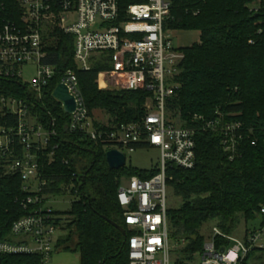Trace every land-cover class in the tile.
Here are the masks:
<instances>
[{
    "label": "trees",
    "instance_id": "trees-1",
    "mask_svg": "<svg viewBox=\"0 0 264 264\" xmlns=\"http://www.w3.org/2000/svg\"><path fill=\"white\" fill-rule=\"evenodd\" d=\"M126 4L133 0H124ZM257 0H173L172 19L165 27L175 31H198L199 41L181 47L185 59L177 81L180 87L168 104V111L180 113L184 125L197 127V163L191 169L173 167L169 180L172 193L181 200L168 210L170 239L176 258L173 264H197L204 249L203 226L216 221L222 231L232 234L239 217L247 221L261 218L264 206V3L255 11ZM18 0H0V24L20 19ZM46 63L56 64L53 79L41 96L17 79L0 77V95L25 97L32 101L31 112L53 134L38 154L47 185L42 194L71 196V207L60 211L57 224L69 230L59 240L60 249L80 254L81 264H129L130 232L124 223V210L117 195L120 179L150 178L158 172L125 166L109 167L106 143L83 131L70 130L72 115L64 111L53 91L67 69H74L89 114L97 128L136 122L145 115L147 91L100 89V73L107 62H97L89 70H79L74 61V37L49 26L45 36ZM101 109L109 119L98 121L94 111ZM223 115V122H241L246 130L239 156L230 160L219 133L203 131L195 116L206 120ZM5 117L0 114V125ZM13 121V120H12ZM11 122V121H10ZM110 144L108 143V147ZM135 150L151 148L135 145ZM27 197L19 177L0 181V241L11 240L14 222L28 213L21 205ZM111 221L126 230V235ZM257 222V223H258ZM76 238V243H69ZM63 247V248H62ZM258 252L264 253V250ZM255 252L244 264H264ZM37 254H0V264H44Z\"/></svg>",
    "mask_w": 264,
    "mask_h": 264
},
{
    "label": "built area",
    "instance_id": "built-area-1",
    "mask_svg": "<svg viewBox=\"0 0 264 264\" xmlns=\"http://www.w3.org/2000/svg\"><path fill=\"white\" fill-rule=\"evenodd\" d=\"M18 2L20 19L0 24V77L20 80L40 97L57 71L56 64L45 62V36L52 26L74 37V61L79 70H89L100 61L110 64L100 73L99 85L149 93L141 120L106 131L95 126L75 70L67 69L59 83L76 101L70 130L83 131L91 139L106 143L107 151L117 149L126 155L135 151V145L159 150L158 172L146 179L125 177L127 182L120 181L117 199L130 232L129 264H173L175 246L168 219L170 169L195 167L199 132L197 127L168 116V104L180 87L177 77L185 59L181 47L174 45V30L165 27L172 19L173 0H133L127 4L124 0ZM262 3L264 0H257L252 8L257 11ZM28 66L36 69L30 82L23 76ZM31 104L34 105L25 97L0 95V114L6 118L0 125V181L7 176L21 178L27 197L20 203L28 210L14 222L11 240L0 241V254H37L45 261L53 252L52 235L62 226L46 205L48 196L42 194L47 181L43 179L38 154L48 145L53 132L32 115ZM195 121L201 123L203 131L221 134L230 160L240 154L243 133L255 130H246L241 122H223L221 114L210 120L196 115ZM260 250H264V206L258 224L243 238L215 225L197 258L199 264H244L250 253L258 254Z\"/></svg>",
    "mask_w": 264,
    "mask_h": 264
},
{
    "label": "rangeland",
    "instance_id": "rangeland-1",
    "mask_svg": "<svg viewBox=\"0 0 264 264\" xmlns=\"http://www.w3.org/2000/svg\"><path fill=\"white\" fill-rule=\"evenodd\" d=\"M174 45L176 47H188L191 46L194 42L199 41V32L198 31H173L171 33ZM36 72L35 67L28 66L25 68L24 73V79L27 82L32 81V78L34 77ZM111 85V82H109ZM105 84H100V89L104 91H111L113 89L106 88L104 86ZM95 117L98 121L104 122L109 119V115H107L104 111L101 109H97L94 111ZM168 116L178 122L183 124V121L181 119L180 113H173L168 112ZM127 155V166L139 168V169H151L152 167L156 166L159 163L160 159V152L158 149L155 148H142L137 149L133 152H126ZM122 184L127 182V179L125 177L120 179ZM169 209L170 208H178L181 204V200L172 193V190L169 192ZM47 207L51 208L53 211H60V213L63 215L65 222H68L71 220L72 215L70 214H63V211H67L71 207V196H57L52 197L50 196L46 202ZM257 221H247L243 217H239V222L236 225L235 230L232 232V235L243 238L247 231L252 228L254 225H257ZM217 225L216 221H210L206 223L203 228L201 229V233L205 236V238L209 237V235L212 232V228ZM69 233V230L67 228V224H64V228H58L54 234L52 235V254L49 256L47 260H45L44 264H81L80 260V254L78 252H75L73 250L68 249H60L58 243L59 240L62 238H65ZM76 243V238H73L69 245L73 246ZM176 248L177 245H174ZM63 248V247H62ZM174 250V249H173ZM173 254V259L177 257L175 253ZM261 261L264 262V253L259 252L255 255L256 257H261ZM195 262L199 264L200 260L199 258H196ZM253 264H256L257 261L254 260L252 262Z\"/></svg>",
    "mask_w": 264,
    "mask_h": 264
},
{
    "label": "water",
    "instance_id": "water-1",
    "mask_svg": "<svg viewBox=\"0 0 264 264\" xmlns=\"http://www.w3.org/2000/svg\"><path fill=\"white\" fill-rule=\"evenodd\" d=\"M53 96L62 103L63 109L66 113L72 114L75 112V97L69 92L68 88L64 84H59L55 88ZM106 160L109 167L113 170H119L125 167L127 164L126 155L117 149H111L107 151ZM111 223L117 228H119L123 232V234L126 235V230H124L121 226L117 225L113 221H111Z\"/></svg>",
    "mask_w": 264,
    "mask_h": 264
},
{
    "label": "bare ground",
    "instance_id": "bare-ground-1",
    "mask_svg": "<svg viewBox=\"0 0 264 264\" xmlns=\"http://www.w3.org/2000/svg\"><path fill=\"white\" fill-rule=\"evenodd\" d=\"M57 86H58V85H57ZM57 86H56V87H57ZM54 90H55V89H54ZM53 92H54V91H53ZM55 99H56V98H55ZM59 102H60V101H59ZM60 103H61V102H60ZM61 105H62V103H61ZM62 107H63V105H62Z\"/></svg>",
    "mask_w": 264,
    "mask_h": 264
},
{
    "label": "crops",
    "instance_id": "crops-1",
    "mask_svg": "<svg viewBox=\"0 0 264 264\" xmlns=\"http://www.w3.org/2000/svg\"><path fill=\"white\" fill-rule=\"evenodd\" d=\"M199 40V39H198Z\"/></svg>",
    "mask_w": 264,
    "mask_h": 264
}]
</instances>
